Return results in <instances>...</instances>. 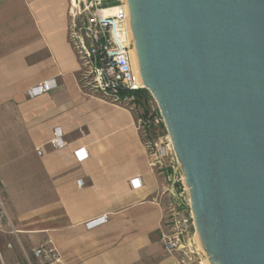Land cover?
I'll list each match as a JSON object with an SVG mask.
<instances>
[{"label": "crops", "instance_id": "0c3cea01", "mask_svg": "<svg viewBox=\"0 0 264 264\" xmlns=\"http://www.w3.org/2000/svg\"><path fill=\"white\" fill-rule=\"evenodd\" d=\"M68 8L0 0V264H40L33 250L45 243L62 264H179L160 245L162 179L133 114L78 87ZM47 81L53 89L29 95Z\"/></svg>", "mask_w": 264, "mask_h": 264}, {"label": "water", "instance_id": "95a60500", "mask_svg": "<svg viewBox=\"0 0 264 264\" xmlns=\"http://www.w3.org/2000/svg\"><path fill=\"white\" fill-rule=\"evenodd\" d=\"M207 264H264V0H122Z\"/></svg>", "mask_w": 264, "mask_h": 264}, {"label": "built area", "instance_id": "2783aa9c", "mask_svg": "<svg viewBox=\"0 0 264 264\" xmlns=\"http://www.w3.org/2000/svg\"><path fill=\"white\" fill-rule=\"evenodd\" d=\"M67 40L79 65V89L134 116L148 164L162 179L160 196L165 199L166 229L160 239L163 251L179 254V264H207L194 237L188 192L182 185L159 108L151 97L156 109L144 111L136 96V92L147 90L134 76L122 0H69ZM54 86L53 81L43 82L31 89L29 95L48 92ZM54 134L52 144L57 146V132ZM102 219L93 220L89 225H96ZM5 221L7 213L0 198V232L4 231ZM33 256L40 264H62L59 253L49 243L35 248Z\"/></svg>", "mask_w": 264, "mask_h": 264}, {"label": "trees", "instance_id": "16d2710c", "mask_svg": "<svg viewBox=\"0 0 264 264\" xmlns=\"http://www.w3.org/2000/svg\"><path fill=\"white\" fill-rule=\"evenodd\" d=\"M148 92L147 91H145V90H142V91H139V92H136V96L138 97V99H139V104L143 107V108H145L146 107V100H147V97H148ZM147 111V110H146ZM154 133H156L155 131H154Z\"/></svg>", "mask_w": 264, "mask_h": 264}, {"label": "rangeland", "instance_id": "374dc122", "mask_svg": "<svg viewBox=\"0 0 264 264\" xmlns=\"http://www.w3.org/2000/svg\"><path fill=\"white\" fill-rule=\"evenodd\" d=\"M148 102H146V107L142 108L144 111H151V108H155L156 109V104L155 102L152 100L151 96L148 95L147 100ZM206 262V261H205Z\"/></svg>", "mask_w": 264, "mask_h": 264}, {"label": "bare ground", "instance_id": "6f19581e", "mask_svg": "<svg viewBox=\"0 0 264 264\" xmlns=\"http://www.w3.org/2000/svg\"><path fill=\"white\" fill-rule=\"evenodd\" d=\"M127 29H128V28H127ZM130 61H131V65H132V68H133L132 58H131V51H130Z\"/></svg>", "mask_w": 264, "mask_h": 264}]
</instances>
